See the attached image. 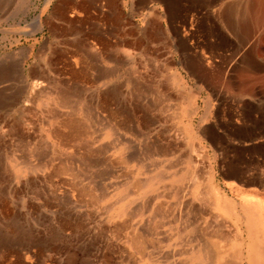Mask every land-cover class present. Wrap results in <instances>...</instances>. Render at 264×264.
Wrapping results in <instances>:
<instances>
[{"label":"rangeland","instance_id":"obj_1","mask_svg":"<svg viewBox=\"0 0 264 264\" xmlns=\"http://www.w3.org/2000/svg\"><path fill=\"white\" fill-rule=\"evenodd\" d=\"M88 1L0 5V264H167L134 250L132 237L137 227L147 231L161 221L157 228L175 243L165 251L187 241L184 230L172 234L168 212L176 185L168 175L175 168L197 175L198 194L227 229L247 221L264 239V0ZM37 16L42 28L33 33L10 30ZM96 28L101 36L86 38L95 48L80 47ZM153 55L143 74L162 81L173 71L184 92L181 105L150 109L149 129L115 128L131 107L126 80L138 79L140 63ZM61 86L82 102L61 106L47 97L45 90ZM107 90L114 96L110 110L103 103ZM71 104H83L85 115L75 117L86 130L60 139L55 133L65 131L61 121ZM169 143L180 149L149 157L140 152ZM86 149L88 166L71 158ZM124 150L139 161H124ZM170 161L176 165L169 168ZM120 183L130 192L125 201ZM137 207L142 212L135 214Z\"/></svg>","mask_w":264,"mask_h":264},{"label":"bare ground","instance_id":"obj_2","mask_svg":"<svg viewBox=\"0 0 264 264\" xmlns=\"http://www.w3.org/2000/svg\"><path fill=\"white\" fill-rule=\"evenodd\" d=\"M49 1L50 0H46V3H48ZM64 1H66V0H64ZM90 1L91 0H89L88 2H90ZM7 2H8V0H7ZM17 2H18L19 6H22L25 3V0H17ZM67 2H68V0H67ZM5 3H6V0H0V5H3V4L5 5ZM227 10H228L227 13L233 12L231 7H230V9L227 7ZM1 16H2V14H0V18H1ZM31 24H34L35 26L34 27L31 26ZM41 26H42V23H41L40 17L37 16L32 20V23H30L29 25H26L24 27H16V28L11 27L12 29H10V30L28 33V32H32V31L36 30L37 28L40 29ZM97 28H96L97 31H95V33H93L94 32L93 30L89 29L85 33L86 36H85V34L83 35L84 37H82V38L84 39V41L82 40L79 42L80 47H84V48L86 47L88 50H90V49L93 50L95 48L89 42L86 41V38L88 36H91V34L95 35V36H99L101 34V32L99 33V29H97ZM107 48H109V46L104 47V53H105V50H107ZM80 49H82V48H80ZM80 49H79V51H80ZM95 51H97V50H95ZM101 55L104 58L111 59V57L108 56V54H105V55L101 54ZM140 60H142V59H140ZM155 61H156V58L154 55L153 56H147L145 59L142 60V63H140L141 64L140 67L137 68V71H138L137 78L138 79H135L134 81H131L128 79L126 80V84L130 87V93L129 94H131V96H132V97H130L131 100L130 101L128 100L131 103V107L128 109H124L123 118H121V120H120L122 122L115 123V128L119 129L121 127L124 129H131V130L135 129L136 127L139 128L140 126H142L143 128H147L148 125L151 122L153 123V121H154V120L152 121V119H151L152 117H150V112H149L150 109H154L159 104L169 105L172 101L181 105L182 101L179 98H182V95H184L183 94L184 92H183V88L180 84V81L177 79V76L173 71L169 72L168 74H165L164 79L162 81L158 80L157 79L158 77L157 78L155 77L157 75H155V76L151 75V73L149 74V72H147V74H143V72L146 73V70L147 71L149 70L150 66L152 67L151 64L155 63ZM162 69H163V67L161 66L159 68V72ZM153 72H154V70H153ZM155 73H156V71H155ZM39 82H41V81L35 82V86H38ZM107 82H108V80H107ZM108 83H106V84H108ZM106 87H108V86H106ZM112 89H113V87H112ZM114 89H115V87H114ZM43 90H44V88H42L40 91H43ZM74 91H70V89H65L62 86H61V88L55 87L54 89H52L50 91L45 90V92L48 95L47 97L53 98V100L58 105H61V106H65L67 103L71 102L72 100L74 102H77V103L82 102L80 97L74 98V96L76 95ZM185 91H186V88H185ZM112 93H113V91L109 92L107 90L103 94V103L105 106L104 108H107V110H110V107H109L110 104L109 103L111 102L112 99H114V96L112 95ZM42 94H44V93H42ZM189 97H190V93H189ZM184 100H185V98H184ZM83 102H84V99H83ZM186 104H187V102H186ZM78 105L74 106V104H71L70 108H69V110H70L69 115L67 117H64L63 120L61 121L62 122L61 124L63 126V130H65V131L58 130L55 133L57 135V137H59L60 139H63L67 136L73 138V137H77V136H82L84 134V132L86 130L84 123H82L78 118L75 117V115H77L78 113L84 114L83 104H81V105L78 104ZM127 107H129V106H127ZM186 107H188V106H186ZM138 112H139V114H137ZM110 113H111L110 117H112L114 119L116 118V116L118 114L114 109L111 110ZM119 113H120V115L122 114L120 109H119ZM56 116L58 117V115H55V117ZM138 118L139 119L141 118L143 120V121H141L142 123L140 122V120H138ZM157 120H158V118H157ZM108 123H109V121H108ZM143 128H141V129H143ZM148 129H149V127H148ZM113 131H115V130H113ZM147 131H149V130H147ZM126 132H128V131H126ZM166 133H167V131H166ZM120 136H122V135H120ZM118 139H119V137H118ZM172 140H176V139H172ZM157 142H158V140H157ZM159 142L161 144V141H159ZM120 143L122 144L123 148H125V149H128L130 147V142L128 141V139H126L124 137H123V139L120 140ZM142 143H143V141H142ZM115 144H116V142H115ZM145 144H147V143H145ZM177 149H180L178 147L177 143H174V144L169 143V145H162V146L160 145L158 147L157 146H153L151 148L145 147L144 150L143 151L141 150L140 152H142L141 154L146 155V157H149L150 155H153V154L169 155V154L175 152ZM124 151L125 152L121 154L124 161L128 162V161H132L134 159H137V161H139L138 156L137 155L135 156L136 152L131 151L129 153H126V150H124ZM87 152H89V151L86 149V151H84L83 153L72 154L71 158L76 159L78 162L83 164V166H88L90 164V160L92 161V159L89 160ZM156 156H158V155H156ZM153 160H155V158ZM160 160H161V158H160ZM174 160H175V158H174ZM182 161H181V163H182ZM145 162H146V160H145ZM140 163H142V162H140ZM167 164H168L169 168L172 167V165L173 166L176 165V163L173 161L167 162ZM147 165H149V164H147ZM151 165H153V164H151ZM141 166H143V168H144V165H141ZM150 167H149V169H150ZM156 169H158V168H156ZM165 170L166 169H164V171ZM166 172H167V170H166ZM194 172H192V173H194ZM139 173H141V171ZM167 173H166V175L169 174V173L168 174ZM207 175H209V174H207ZM168 176L170 177L171 181L176 183V185L172 188V191H171L172 192L171 195L174 196L175 200L174 201L172 200L173 201L172 206L169 207L170 208L169 211L167 210L168 212H171L172 217H170V218H172V222H175L176 232L174 233V231H173L172 234L179 235L181 230H184L189 234V236L186 238L187 241L183 242V243L181 242L180 243L181 245L178 248L176 247L177 250H175V251H172V248H171L172 252L165 251L164 248H170L171 246L175 245V243L173 242L174 244H172V243L170 244L166 240L167 238L164 235L165 233L163 234V232L157 228V225L162 226L164 223V222L162 223L161 221L158 220L159 223L157 221H155L156 224H152L153 226L151 227L150 230L145 231V229H143L144 228L143 226H142L143 228L137 227L136 232H135L134 236L132 237V243L134 244V247H135L134 250H136L137 252H140V253H145V251H146L149 254L150 258H152V256H156L157 259H161L163 261H166L167 264H264V239L260 238L259 233L251 230V225L247 221H245L243 223L240 222L239 223L240 225H235L233 232H231L229 229H227L226 228L227 223L225 224L224 222L218 220L217 219L218 216L216 217V215L213 214L212 211L207 208V201H206V199H204V197L206 195H199L198 194V192L196 190V186H198L199 180L197 178V175H195V173L191 174L188 172V170L184 171L182 168L180 170H177L175 168L172 170V172ZM124 177H125V175H124ZM200 177H202V175H200ZM143 178H145V177H143ZM205 178H202V179H205ZM138 182H139V180H138ZM159 182H160V180H159ZM141 183H143V181H141ZM152 184H154V183H152ZM139 185H138V187H139ZM167 185H168V183L165 186H167ZM118 186L119 187L121 186L120 191H118V192H120V194H119L120 198L119 199H120V201H125L126 197L129 196L130 192H128V190H127L128 188H127L126 184L124 185V183L123 184L120 183ZM138 187L137 188L135 187V188L138 189ZM152 188H153V185H152ZM207 188H210V186ZM168 191L169 190H167V192ZM209 191H210V189H209ZM161 193H160V195H161ZM187 194L189 195L190 198L184 199ZM210 194H211V192H210ZM157 195H155V196H157ZM164 195H165V193H164ZM147 197H145V198H147ZM217 197L218 198L216 199L215 202L219 205L220 204V202H219L220 196H217ZM148 199H149V197H148ZM146 202H148V201H146ZM152 203H153V201H152ZM159 203H161V202H159ZM141 204H143V203H141ZM155 205H154V207H155ZM124 207H123L122 211L124 210ZM141 208L142 207H137L135 214L142 212ZM163 208H161V209H163ZM127 210H128V208H127ZM157 210L159 211V208H157ZM160 213L157 212V214L161 216L162 214H160ZM165 215L168 216L167 214H165ZM171 215H169V216H171ZM163 219H164V217H163ZM169 221H170V219H169ZM172 226H174V225H172ZM153 233L157 234V235L153 236ZM183 233H185V232H183ZM148 234L152 235V237L149 238L150 240L147 241L146 235H148ZM148 247H149V249H148ZM2 254L4 255V249L1 248L0 249V255H2ZM181 254L184 255V258L183 259L181 258L182 260L176 259L177 256L181 255ZM172 257H173V259H171Z\"/></svg>","mask_w":264,"mask_h":264}]
</instances>
